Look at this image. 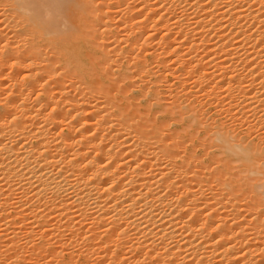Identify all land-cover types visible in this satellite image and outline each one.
I'll return each instance as SVG.
<instances>
[{
	"label": "bare ground",
	"instance_id": "bare-ground-1",
	"mask_svg": "<svg viewBox=\"0 0 264 264\" xmlns=\"http://www.w3.org/2000/svg\"><path fill=\"white\" fill-rule=\"evenodd\" d=\"M0 264H264V0H0Z\"/></svg>",
	"mask_w": 264,
	"mask_h": 264
},
{
	"label": "rangeland",
	"instance_id": "rangeland-1",
	"mask_svg": "<svg viewBox=\"0 0 264 264\" xmlns=\"http://www.w3.org/2000/svg\"><path fill=\"white\" fill-rule=\"evenodd\" d=\"M164 90H165V89H164ZM167 106H169V104H167ZM208 110H209V111H208ZM205 111H206V112H205V115H206V117L208 118V119H206V118H205V115H204L205 120H208L209 122H211V124H212V122H213L212 126H214L215 124H217L216 126H218V127H221V124L224 123V124L222 125V127L226 125L225 130H226V128H227V129H228V131H227L228 133H229L230 131L233 130L232 133L230 132L229 134L234 135L235 139H236V138L238 139L239 137L241 138V137L243 136V134H244L243 131L246 133V129H245V127H243V126H241V125H240V126H238V125H236V126H232V127H233V129H232V127H231V125H232L231 120H230L229 118L226 117L227 115H226V114H225V115H224V114H221V115H220V114H218V113L215 114L216 112H215V110H213V107H212V108H210V107H209V108L206 107ZM214 112H215V113H214ZM206 113H207V114H206ZM211 120H212V121H211ZM209 122H208V124H209ZM219 122H220L221 124H219ZM228 123H229V125H228ZM230 124H231V125H230ZM227 125H228L229 127H228ZM236 127H237V128H236ZM230 128H231L232 130H231ZM240 128H242V129H240ZM239 129H240V130H239ZM235 130H237L236 132L239 133V134H237V133L235 132ZM180 131H182V130H180ZM234 133L237 134V135H236L237 137L235 136ZM241 134H242V135H241ZM232 135H230V136L232 137ZM240 135H241V136H240ZM234 137H233V138H234ZM240 138H239V139H240ZM255 142H257V141H255ZM199 149H200V148H197V149H196V152H197L198 154H201L202 151H201V149H200V150H199ZM199 152H200V153H199ZM221 153H222V152H221ZM219 154H220V153L217 154L218 157H220V156L222 155V154H220V155H219ZM222 156H223V155H222Z\"/></svg>",
	"mask_w": 264,
	"mask_h": 264
}]
</instances>
